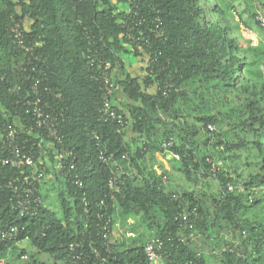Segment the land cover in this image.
<instances>
[{
    "label": "trees",
    "instance_id": "obj_1",
    "mask_svg": "<svg viewBox=\"0 0 264 264\" xmlns=\"http://www.w3.org/2000/svg\"><path fill=\"white\" fill-rule=\"evenodd\" d=\"M253 2L239 16L226 0H0V137L13 124L40 166L44 150L67 155L57 176L60 209L47 202L36 174L44 204L35 215L15 209L7 184L19 173L0 164V224H17L21 241L66 264H94L90 244L103 254L109 245L121 264H146L144 232L121 243L111 231L118 220L126 228L138 216L172 264H209L206 247L227 229L239 232L240 255L221 251L214 258L261 262L264 221L249 216L264 211V194L256 191L264 187V25ZM247 28L258 29L263 42L243 46ZM140 49L149 64L134 75L123 57ZM36 83L43 110L57 117L61 142L37 126L28 104ZM106 97L124 125L105 120ZM165 140L173 142L168 149ZM156 150L178 154L189 181L198 171L217 179L214 211L200 192H167L155 174L141 184L136 176H116L115 163L127 156L144 174L141 163ZM192 232L195 239L180 240ZM16 245H1L0 259Z\"/></svg>",
    "mask_w": 264,
    "mask_h": 264
},
{
    "label": "rangeland",
    "instance_id": "obj_2",
    "mask_svg": "<svg viewBox=\"0 0 264 264\" xmlns=\"http://www.w3.org/2000/svg\"><path fill=\"white\" fill-rule=\"evenodd\" d=\"M226 1H230L232 3L234 7V13L239 16L241 15V12L247 7V4L249 2V0ZM253 8L257 11V18L261 19L264 25V0H254ZM119 9L127 10V4H119ZM243 17L246 19L251 16H249V14L247 13H243ZM251 18L253 19V17ZM256 30L254 31L247 28L240 33V40L243 46H246L248 44L258 45L260 42H263V38L260 37V32H258L259 30ZM128 46L129 48L132 47L131 45ZM130 49L133 50V48ZM123 58L126 69H128V71H130L134 75L144 74V72L146 71V67L149 64V56L143 49H140L139 55H135L133 51H131L130 53H124ZM114 73L120 74L121 69H116V72ZM115 95L118 96L119 101H125V98H122V93H120V90H118ZM128 132L129 136H133V134H131V127L128 128ZM204 133L205 131H203V133L201 134L202 138L204 137ZM136 143L139 144V141L132 142V145L134 146ZM42 155L43 161L45 162L44 166L36 164L38 171H41L42 173V177L40 180L42 190H44L43 193L46 192L44 195L47 198V202L50 204L51 200L52 203H56L54 206L55 210H59V204L56 201V190L59 185L57 176L59 175L60 161L57 155H54L52 157L45 150ZM227 163L228 162L226 160H223V164ZM141 165L143 170H145L144 174L139 172V169L131 163L130 158L127 156L125 159H123V161H117L115 163L116 176L120 177L122 174H128L132 177L136 176L138 183L141 184L144 181V177L149 178L151 174H155L156 176L161 178L164 189L167 192L182 190L200 192L202 194V198L206 201L209 208L212 211L215 210V196L217 195L219 189V182L214 176H208L205 178L201 174V171H198L196 180H187L185 173L180 169V160H178V158H174L170 151L161 152L159 150H156L153 153L148 152ZM256 191L258 194H264V187L257 189ZM249 216H255L256 218L263 219L264 221V211L259 210L258 208L250 211ZM140 218L141 216H138V219L131 217L126 228L121 227L118 220L111 230L112 236L122 243L125 239H128L129 237H137L139 234L144 232L146 234V239H151V231H145L143 227L145 226V224H141L142 221ZM131 225H134V227L131 228ZM220 239H213L209 242V245L205 249L209 264H221V260L214 258V255H219L221 251H228L235 257H237L238 254L240 255L241 241L238 231L234 232L227 229V231L223 232V237ZM23 250L25 252H22ZM3 257V260H0V264H66L63 260L55 259L53 256L47 253L40 252L32 245L29 240L20 241L18 245L12 247L10 252L3 255ZM258 264H264V257Z\"/></svg>",
    "mask_w": 264,
    "mask_h": 264
},
{
    "label": "built area",
    "instance_id": "obj_3",
    "mask_svg": "<svg viewBox=\"0 0 264 264\" xmlns=\"http://www.w3.org/2000/svg\"><path fill=\"white\" fill-rule=\"evenodd\" d=\"M17 36L21 35V32L16 29ZM143 40V38H141ZM138 41V39L134 40ZM110 63L106 62L104 64V73L105 76V85L107 88L113 86V83L110 81ZM264 72V67H262ZM33 92L37 94V97L34 101H29L28 104L33 106L34 114L37 117V126L39 128H46L48 130L49 136L55 137L58 141L61 142V139L58 137V121L57 117L52 113H46L42 106V100L38 93L37 83L32 87ZM101 113L105 117V120L111 119L120 122L122 125L125 124L122 114L118 113L113 107L110 100L106 97L105 104L101 109ZM210 129L214 127L209 125ZM20 131L13 124H9L5 127L4 134L0 137V164L3 166H9L19 173L16 177L11 178L7 184V187L14 193L16 196L15 200V209L22 216L26 215H35L39 208L44 204V198L41 192V189L36 185L35 176L38 174V177H42L41 171H38L37 165L35 162L33 147H27V140L21 141L19 139ZM42 139L38 143L39 146L42 144ZM173 145L172 141L165 140L163 142V147L168 149ZM174 158H180V156L173 151H171ZM60 170L65 169L63 159L67 156L66 153L60 152L58 155ZM101 158L103 161H107L108 158L103 155L101 151ZM115 178H112L109 181L111 187H115ZM81 184L80 181H77ZM232 189V187H231ZM20 229L19 226L15 223H8L5 226L0 224V246L5 244L6 246L10 243L19 244L21 241L19 239ZM180 240L182 242H187L190 239H194L195 233H190L188 236H185L183 233L180 234ZM190 238V239H189ZM26 240V239H25ZM80 244H71V249ZM91 253L95 256L94 264H121L117 261V257L114 254V250L106 244V254H103L97 246L92 244L89 245ZM163 241L157 238H151L150 241L146 243L145 252L147 262L146 264H172V261L169 259V256L164 255L162 252ZM25 257V256H24ZM81 259V256H78ZM84 264H86L84 262Z\"/></svg>",
    "mask_w": 264,
    "mask_h": 264
},
{
    "label": "crops",
    "instance_id": "obj_4",
    "mask_svg": "<svg viewBox=\"0 0 264 264\" xmlns=\"http://www.w3.org/2000/svg\"><path fill=\"white\" fill-rule=\"evenodd\" d=\"M43 191H44V190H43ZM45 193H46V192H44V194H45ZM10 250H11V249H9V250L7 251V253H9V252H10ZM0 260H3V259H0Z\"/></svg>",
    "mask_w": 264,
    "mask_h": 264
}]
</instances>
